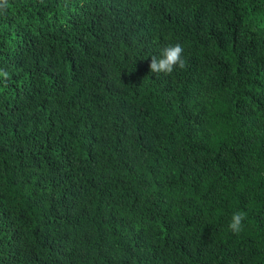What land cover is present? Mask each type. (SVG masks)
Masks as SVG:
<instances>
[{"label":"trees","instance_id":"obj_1","mask_svg":"<svg viewBox=\"0 0 264 264\" xmlns=\"http://www.w3.org/2000/svg\"><path fill=\"white\" fill-rule=\"evenodd\" d=\"M0 69V264H264V0H9Z\"/></svg>","mask_w":264,"mask_h":264},{"label":"clouds","instance_id":"obj_2","mask_svg":"<svg viewBox=\"0 0 264 264\" xmlns=\"http://www.w3.org/2000/svg\"><path fill=\"white\" fill-rule=\"evenodd\" d=\"M9 8V0H0V12H4ZM184 48L181 43L177 42L174 45H169L160 49V55H151V61L149 64L150 72L155 75H171L174 70L185 67V60L182 58ZM0 77H3L6 84L10 79V75L7 71L0 69ZM246 219V213L242 211H236L232 214L228 224L229 230L233 234H240L244 229V221Z\"/></svg>","mask_w":264,"mask_h":264}]
</instances>
